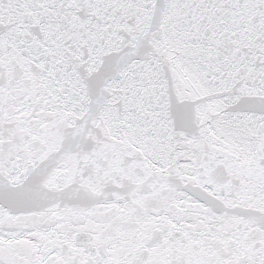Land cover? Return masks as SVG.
<instances>
[{
	"label": "snow or ice",
	"instance_id": "snow-or-ice-1",
	"mask_svg": "<svg viewBox=\"0 0 264 264\" xmlns=\"http://www.w3.org/2000/svg\"><path fill=\"white\" fill-rule=\"evenodd\" d=\"M0 264H264V0H0Z\"/></svg>",
	"mask_w": 264,
	"mask_h": 264
}]
</instances>
